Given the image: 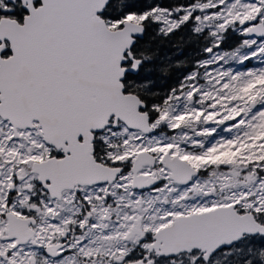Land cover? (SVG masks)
I'll use <instances>...</instances> for the list:
<instances>
[{"label": "snow or ice", "instance_id": "snow-or-ice-1", "mask_svg": "<svg viewBox=\"0 0 264 264\" xmlns=\"http://www.w3.org/2000/svg\"><path fill=\"white\" fill-rule=\"evenodd\" d=\"M0 264H264V0H0Z\"/></svg>", "mask_w": 264, "mask_h": 264}]
</instances>
